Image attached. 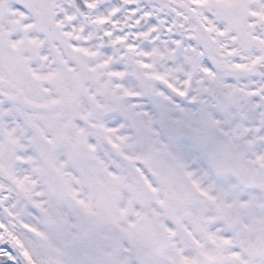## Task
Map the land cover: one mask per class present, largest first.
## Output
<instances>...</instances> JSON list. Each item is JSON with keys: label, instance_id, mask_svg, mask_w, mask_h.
Listing matches in <instances>:
<instances>
[{"label": "snow or ice", "instance_id": "6c2138e0", "mask_svg": "<svg viewBox=\"0 0 264 264\" xmlns=\"http://www.w3.org/2000/svg\"><path fill=\"white\" fill-rule=\"evenodd\" d=\"M0 264H264V0H0Z\"/></svg>", "mask_w": 264, "mask_h": 264}]
</instances>
